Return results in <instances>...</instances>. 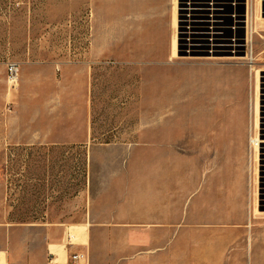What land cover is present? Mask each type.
Masks as SVG:
<instances>
[{
  "label": "rangeland",
  "instance_id": "obj_1",
  "mask_svg": "<svg viewBox=\"0 0 264 264\" xmlns=\"http://www.w3.org/2000/svg\"><path fill=\"white\" fill-rule=\"evenodd\" d=\"M222 14L215 50L181 0H0V225L83 242L92 205L202 203L264 264V0Z\"/></svg>",
  "mask_w": 264,
  "mask_h": 264
},
{
  "label": "crops",
  "instance_id": "obj_2",
  "mask_svg": "<svg viewBox=\"0 0 264 264\" xmlns=\"http://www.w3.org/2000/svg\"><path fill=\"white\" fill-rule=\"evenodd\" d=\"M206 210L202 203L138 201L99 213L92 205L83 242L67 237L64 225L36 227L38 235L0 225V264H238L240 250L221 227H208ZM111 231L119 237L110 239ZM72 253L81 257L72 262Z\"/></svg>",
  "mask_w": 264,
  "mask_h": 264
},
{
  "label": "bare ground",
  "instance_id": "obj_3",
  "mask_svg": "<svg viewBox=\"0 0 264 264\" xmlns=\"http://www.w3.org/2000/svg\"><path fill=\"white\" fill-rule=\"evenodd\" d=\"M220 4V0H181V25L183 28V33L188 34V36L200 35V38L201 36H203V39H201L202 42L203 40H210L211 48H214L215 50L217 48L224 47L225 43H219V37L222 35L223 29V21L220 20L223 14L222 11H220L218 8ZM174 20L176 21V17ZM237 23H239L240 26V21H238ZM194 41L195 40L193 39L190 40V43L188 44L189 48H193L194 46H196V44L192 45ZM232 41L233 43L231 45L233 46V48L240 47L241 43L239 38L236 37ZM175 48L176 38L174 39V49ZM257 141L263 142L264 140L257 139Z\"/></svg>",
  "mask_w": 264,
  "mask_h": 264
},
{
  "label": "built area",
  "instance_id": "obj_4",
  "mask_svg": "<svg viewBox=\"0 0 264 264\" xmlns=\"http://www.w3.org/2000/svg\"><path fill=\"white\" fill-rule=\"evenodd\" d=\"M246 2H249V0H245ZM221 4L218 6L220 11L224 10L225 4H233L236 5L237 3L241 2V0H220ZM9 70L10 72L13 74L14 71L16 70V64L13 62H10L8 64ZM81 257V255H79L78 253H72L70 258L72 259V262L77 261L79 258Z\"/></svg>",
  "mask_w": 264,
  "mask_h": 264
}]
</instances>
